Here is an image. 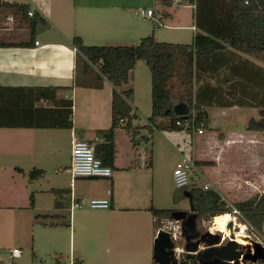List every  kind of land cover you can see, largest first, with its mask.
<instances>
[{
    "label": "crops",
    "instance_id": "0c3cea01",
    "mask_svg": "<svg viewBox=\"0 0 264 264\" xmlns=\"http://www.w3.org/2000/svg\"><path fill=\"white\" fill-rule=\"evenodd\" d=\"M7 1L28 4L38 13L39 20L33 28L17 22L19 24L15 23L10 29H0V42L27 43L0 45V86L18 87L13 99L22 95L34 97L37 87H70L51 92L49 104L45 100H35L34 107L51 108L37 109L33 115L28 114L27 119L38 121L47 113L49 121L62 122L64 99L70 96L72 128L0 126L1 262L16 247H5L4 241L10 236L15 238L14 243L23 241L19 234L27 221L32 227L67 225L68 251L54 250L53 264L67 262L70 256L76 264H152L153 240L160 226L148 208H177L171 206L176 195L172 171L180 152L189 154L197 168L201 167L199 163L212 164L216 177L212 175L207 185L222 199H226L222 194L238 198L241 190H234L232 175L249 169L251 163L242 157L243 153L255 156L259 147L255 142L247 145L244 140L260 137L264 141L263 132L255 134L245 128L248 118L257 117L259 110L264 109V52L246 53L229 45L193 55L192 101L205 109L209 117L208 127L201 133H197V129L189 133L182 130V136L175 135L181 141L175 145L167 143L170 147L163 148L161 145L155 147L156 138L163 134L161 130H154L160 134L152 137L154 146L148 165L146 156L133 157L130 135L118 128L110 177L72 178L69 173L72 133L93 141L94 135H99L96 134L98 129L109 127L113 88L104 76L97 75L95 66H84L82 56L71 43L72 36H80L86 44L100 45L131 44L149 34L158 41L176 43H191L197 33L224 36L231 30L234 0H180L178 4L175 0ZM171 5L174 8H166ZM140 8H151L153 17L141 16ZM154 18L160 23L155 24ZM161 26L168 31L160 32ZM99 81L101 85L95 86ZM129 87L132 89L129 103L134 113L132 124L142 125L150 113L146 112L145 103L141 104V94L143 90L144 96L148 93L150 97L151 88L150 72L143 60L136 61L129 71L128 81L117 89ZM173 91L181 92L182 87L175 85ZM22 108L17 106L14 110L23 115ZM174 132L166 130L165 133L173 137ZM119 136L120 141L125 142L122 147L118 144ZM62 138H65V145L69 140L70 149L65 164L56 166L57 142ZM215 154L216 160L212 159ZM63 166L67 169L57 170ZM233 166L236 168L230 170ZM224 167L228 174H219ZM32 168H41L44 172L29 179L27 172ZM54 169L58 178L64 176L65 181L56 182V175L54 179H46L47 172ZM199 171L203 173L202 168ZM239 182L236 187L248 188L247 182ZM107 189L111 191L108 208L70 209L71 195L83 199L100 198L108 196ZM247 197L249 195L239 196L237 200ZM35 214H49V218H35ZM48 222L53 224H46ZM33 245L31 239L32 249ZM31 255L34 256L35 251H31ZM19 257L20 254L14 257V263Z\"/></svg>",
    "mask_w": 264,
    "mask_h": 264
},
{
    "label": "trees",
    "instance_id": "16d2710c",
    "mask_svg": "<svg viewBox=\"0 0 264 264\" xmlns=\"http://www.w3.org/2000/svg\"><path fill=\"white\" fill-rule=\"evenodd\" d=\"M192 2V0H188ZM169 2V0H168ZM30 6L17 1L0 0V22L9 14L16 19L15 23L22 22L33 28L39 20V15L33 10V15L28 16ZM233 22L231 30L227 35L215 36L195 34L191 43H176L169 41H158L153 34L139 38L135 43L121 45L86 44L78 35L71 38V43L82 56L84 66L91 68L95 66L97 75L104 76L113 86L111 93V123L106 129H98L96 134L102 137V141H89L95 149V153L101 158L105 165L114 167L115 130L121 128L128 133L133 146L138 140L133 136L140 128L148 131L149 135L143 137L150 141L154 130L181 131L188 133L193 129L203 130L208 127L209 117L205 109L192 101L191 97V68L193 55L208 53L213 50L229 45L232 48L246 52H264V0H234ZM17 23V24H19ZM27 43L0 42V45H25ZM137 60H143L150 72V114L147 122L143 125H133L132 106L129 99L132 89H117L121 84L128 81L129 71L134 67ZM100 86L101 81L95 82ZM175 85L182 87V91L174 93ZM58 88L68 89L70 87L42 86L37 87V95L30 97L22 95L15 98L19 89L12 86H0V126H32V127H65L72 128L71 107L72 100L68 96L64 99V116L62 122L49 121L46 114H42L38 121H28L27 115H33L37 109H49L51 107H34L35 100H45L49 104L52 101L51 92ZM20 99V100H19ZM186 104L183 115L173 111V105L178 102ZM23 107V115H18L14 109ZM48 111V110H47ZM21 112V111H20ZM45 113V112H44ZM25 116V117H24ZM47 118V119H46ZM162 119V121H157ZM245 128L249 131L264 133V109H260L257 117H249ZM151 163V152L147 164ZM67 167H59L57 170H66ZM21 171V168L16 167ZM43 169L32 168L27 172L29 179H34L43 174ZM61 189H56L57 192ZM190 195L189 206L202 215L210 218L230 211V206L213 189L203 188L195 183L183 188V193ZM29 205L33 203L32 194L29 197ZM56 204V201L55 203ZM245 220L258 233L264 235V189L243 200H234L231 203ZM174 208H156L150 206L148 210L158 222L170 218ZM35 218H48L49 214H35ZM46 224L52 225V222ZM59 261V260H58ZM56 261V262H58ZM195 256H183L180 264H195ZM0 264L3 262L0 261ZM152 264H158L153 260Z\"/></svg>",
    "mask_w": 264,
    "mask_h": 264
},
{
    "label": "rangeland",
    "instance_id": "374dc122",
    "mask_svg": "<svg viewBox=\"0 0 264 264\" xmlns=\"http://www.w3.org/2000/svg\"><path fill=\"white\" fill-rule=\"evenodd\" d=\"M159 4V3H158ZM160 5V4H159ZM167 9H172L174 8V6H167ZM160 32H166L168 31L165 27H160ZM81 57L78 60V68L81 66ZM174 93H179L177 91H173ZM142 102L145 103V109L146 112L150 113V97L149 94L147 93L144 96V91L142 90V94H141V104ZM143 122V121H140ZM141 124V123H140ZM145 124V123H144ZM143 125V124H142ZM166 130H161V133L163 134V136H157L159 138H156L155 140V147H157V145H161V147L163 148H168L170 147L169 145H167V143H172L173 145H175V142H179L181 141V139H179V137L177 136H182L184 134V132L181 131H175L174 136L171 137L169 136V134L165 133ZM177 133V134H176ZM252 133H257V132H252ZM143 134V135H142ZM149 135L148 131L144 128H140L138 133H136L133 138L135 140H138V143L136 146H132V153H133V157L134 158H140L142 156H146V159H149V154L154 146V140L148 141L146 140L143 136L144 135ZM160 133H157L155 131L152 132V137L153 135H157ZM251 134V133H250ZM175 135H177L175 137ZM208 135V134H207ZM251 136V135H250ZM131 138V136H130ZM167 139V140H166ZM65 138L59 139L57 142V153H56V158H55V163L56 166L61 165V164H65L66 162V155L69 153V149H70V143L68 140V144L65 145L64 143ZM167 141V142H166ZM244 142L247 145H252L254 142L256 144L259 145V147H257V154L254 156V154L249 153L248 155L246 154V156L243 153V158L247 159V161H249L251 163V165L249 166V169L246 170V172H234L232 175V178H234L235 180V188L234 190H241V193L239 194L240 197L242 196H250L256 193L261 192L264 189V141H262V138L258 137L256 139H246L244 140ZM131 143V142H130ZM118 144L119 147H122L125 142L124 141H120V136L118 137ZM232 151V149H231ZM122 154V152H121ZM121 154H119V156H121ZM217 156V154H215L214 156L212 155V157ZM245 156V157H244ZM123 157V156H121ZM239 157V156H238ZM237 158V157H236ZM214 160L218 159L217 157L212 158ZM255 163V165H254ZM199 165H201V167H198V170H203V176H198L195 180V183L200 186L201 183H205L208 184L207 182H209V180L211 181V177L212 175L214 177H216L215 175V168L211 167V163H199ZM58 168V167H57ZM234 168H236V166H233L232 169L230 170H234ZM214 172V173H213ZM57 170H50L47 172L46 174V179L50 180L54 179L55 175H56ZM219 174L222 175H227L228 172H226V168H223V172L219 171ZM231 175V173H230ZM229 175V176H230ZM59 175H56L57 181H65L64 179H66L64 176H62L61 178H58ZM239 181H243L244 183L247 182L248 183V188H238L236 186H238V184L240 183ZM210 183V182H209ZM174 184V183H173ZM175 188V193L176 195L174 196V199L172 200V207H177L174 209H184L186 211L190 210V206H189V200H187V198L185 197L184 193H183V189L182 188H177L175 187V185H173ZM190 186V185H189ZM209 188L213 189V187L208 186ZM17 188H19V185H17ZM21 188V187H20ZM20 190V189H19ZM18 190V191H19ZM214 190V189H213ZM224 197H226V199H224L226 201L227 204H231L232 201L239 199L237 197H229L226 196L225 194H222ZM46 197V196H45ZM43 198V197H42ZM186 206V207H185ZM28 213V212H27ZM49 218V217H48ZM43 219V218H42ZM212 217L210 218H203L202 215H198L197 217V229L198 231L204 232L207 230H215V228L212 225ZM236 222H238L236 225H239L241 223H243L246 227L245 233L243 236H250L251 238L259 241L263 246H264V235L261 233H258L255 229H253L245 220H243L240 215L237 216ZM234 225L233 226V232H238V226ZM157 226H160V228L166 229L170 232L173 233V238L175 239L174 242L178 245L181 246V244L183 243L184 239L180 236L181 232H180V225L179 222H176L174 220H172L171 218H165L162 219L161 221H159V223H157ZM235 229V230H234ZM216 234L219 233L220 234V239L223 235L222 232H220V230H215ZM23 236V241H18L14 243V237L10 236L8 237L5 241H4V246L9 248H12V246H16L19 250H20V257L17 258L15 260L16 264H53L54 262V250H60L63 253L67 252L68 250V233H67V225L65 224H54L53 228H45L42 225H35L34 227H32L31 225L28 224L27 221H25V223L23 224V232H21L19 234V237ZM228 237H226L227 239ZM32 239V244L33 245V249L30 247V242ZM224 239V241L226 240ZM31 251H35V255L32 256L31 255ZM184 256V253H179V260H181V258ZM244 264H264V260L262 261H258L255 263H250V262H244Z\"/></svg>",
    "mask_w": 264,
    "mask_h": 264
},
{
    "label": "water",
    "instance_id": "95a60500",
    "mask_svg": "<svg viewBox=\"0 0 264 264\" xmlns=\"http://www.w3.org/2000/svg\"><path fill=\"white\" fill-rule=\"evenodd\" d=\"M186 104L178 102L173 105L176 114L185 113ZM185 197L190 198L188 192ZM198 214L190 206V210L173 209L170 218L180 225V236L184 239L178 246L173 233L159 228L153 240L152 257L158 264H180L177 254L195 256V264H244L248 261L255 263L264 260V246L250 236H243L245 242L241 243L233 232V222L226 224L231 233L225 241L220 240V234H210L207 231L199 232L197 229Z\"/></svg>",
    "mask_w": 264,
    "mask_h": 264
},
{
    "label": "built area",
    "instance_id": "2783aa9c",
    "mask_svg": "<svg viewBox=\"0 0 264 264\" xmlns=\"http://www.w3.org/2000/svg\"><path fill=\"white\" fill-rule=\"evenodd\" d=\"M176 4L180 2V0L174 1ZM151 8H140L139 13L141 16L153 17ZM28 16L33 15V9L30 8L27 11ZM16 19L12 14L7 15L0 22V29H10L15 25ZM155 24H159V20L154 18ZM35 44L38 43L37 40L34 41ZM202 130L200 128L197 129V133H201ZM93 141L100 142L102 141V137L99 135H94ZM69 173L72 178L83 176V177H110L112 173V168L108 165H105L101 158L98 157L95 153V149L88 140L79 138L77 133H72L71 135V150H70V162H69ZM198 176H202L201 172L197 169V164L194 159L189 155L180 152V158L176 161L173 171H172V179L175 187L177 188H185L195 183V180ZM196 184V183H195ZM201 187L207 188V184H200ZM110 189H107L108 196L106 197H95V198H76L72 195L70 196V209L74 208H108L110 206ZM229 205V204H228ZM230 206L229 213L233 218L237 219V216L240 215L239 210L233 206ZM234 222V221H232ZM229 237V235L227 236ZM221 241H224V234L222 235ZM20 254V250L17 247L12 248L8 257L3 264H15L14 257ZM178 261L179 254H177ZM58 264H76L75 260L72 256L69 257L67 262L58 263Z\"/></svg>",
    "mask_w": 264,
    "mask_h": 264
},
{
    "label": "bare ground",
    "instance_id": "6f19581e",
    "mask_svg": "<svg viewBox=\"0 0 264 264\" xmlns=\"http://www.w3.org/2000/svg\"><path fill=\"white\" fill-rule=\"evenodd\" d=\"M211 220H212L211 222H212V225L215 228V230H220V232H222L224 234V239H226V237L228 235H230V233H231V231L228 228H226V224L229 221H234L233 226L238 223V222H236V218H233L229 212H225V213L220 214V215H215L212 217ZM236 226H238V232H235L234 234L236 235L237 239L239 241H241V243H243V242H245L243 235L246 234L245 233L246 227L243 223L236 225ZM215 230H208V233L216 234Z\"/></svg>",
    "mask_w": 264,
    "mask_h": 264
}]
</instances>
